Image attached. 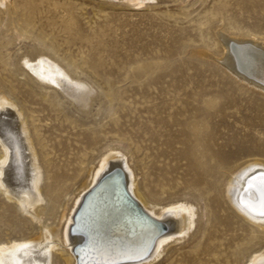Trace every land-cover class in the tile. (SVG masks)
Wrapping results in <instances>:
<instances>
[{"label": "rangeland", "instance_id": "374dc122", "mask_svg": "<svg viewBox=\"0 0 264 264\" xmlns=\"http://www.w3.org/2000/svg\"><path fill=\"white\" fill-rule=\"evenodd\" d=\"M22 1L0 3V74L17 82L18 88L9 96L24 108L44 174L42 185H48L50 171L57 169V174L67 171L74 179L55 184L70 188L107 147L130 154L137 171H146L158 147L151 135L168 136V123L176 112L190 114L200 108L196 113L200 114L208 94L219 91L218 103L234 98L215 119L219 125L215 143L221 150L231 149L230 160L240 164L239 169L264 162V97L240 92L208 60L189 55L192 49L216 43L215 30L234 34L241 28L264 35V0H154L138 9L119 0H26V9L20 11L17 5ZM242 2L249 6L238 11ZM39 52L67 63L72 75L91 83L94 99L88 114L75 111L54 90L44 93V88L28 79V68L19 74L20 58L26 54L34 62ZM149 61H159L161 66L138 75L134 68ZM100 132V138L91 143L92 135ZM166 136L162 137L165 144ZM218 175L211 179L217 189L224 183ZM192 194L177 191L163 197L190 199ZM194 200L197 216L190 234L153 264H174L177 256L193 253L198 242L206 239L218 215L206 199ZM224 201L219 207L230 230L216 242L218 253L201 255L202 264H247L248 252L264 248V237L255 232L258 224L245 220ZM0 205L7 209L6 215L13 207L2 191ZM24 233H12L9 238ZM54 264H59L57 258Z\"/></svg>", "mask_w": 264, "mask_h": 264}, {"label": "bare ground", "instance_id": "6f19581e", "mask_svg": "<svg viewBox=\"0 0 264 264\" xmlns=\"http://www.w3.org/2000/svg\"><path fill=\"white\" fill-rule=\"evenodd\" d=\"M119 1L138 9L149 7L154 0ZM25 2L17 5L20 11L26 9ZM242 3L238 11L249 6ZM213 33L216 43L207 44L205 49H192L189 55L208 60L240 92L252 91L264 97V35L244 32L241 28L234 34L219 30ZM18 64L19 74L23 75L28 68L31 73L28 79L44 88V93L54 90L75 111L88 114L94 99L93 86L86 79L72 75L67 63L39 52L34 62L25 54ZM160 66L159 61H149L134 69L141 75ZM17 86L16 81L0 74V191L13 202L7 215V209L0 205V264H54V258L59 264H84L79 259L80 251H74L75 246H82L83 237L84 244L87 242L92 250L97 249L99 264L120 260L118 264H153L190 234L197 216L194 198L206 199L218 216L206 232V239L198 242L200 246L193 253L186 251L177 256L174 264H202L201 255L205 252L218 253L216 242L220 243L230 230L221 215L224 210L219 207L225 199L245 220L258 224L255 232L264 237V162H252L239 169L241 165L230 160L231 149L221 150L215 143L214 135L219 128L215 119L225 112L234 97L218 103L220 91L211 92L206 95L203 101L206 109L200 114H196L200 108H193L190 114L176 112V117L168 123L171 129L168 136L159 132L151 135L158 147L153 149L154 156L146 171H137L130 154L107 147L85 168L77 183L62 189L55 183L74 179L67 171L57 174L54 169L49 173L48 185L41 184L44 174L34 140L28 134L24 108L9 96ZM102 134L94 133L91 143ZM164 136L168 139L166 144L162 140ZM170 158L190 162L189 165L171 163ZM214 169L218 171H211ZM114 170H118L120 177L105 181L89 197L81 213L88 222L81 223L83 229H72L74 216L85 196ZM217 174L224 179L218 189L211 181ZM123 190L134 202L135 210L164 226L163 233L159 234L157 227L145 221L124 200ZM177 191H193L192 198L169 197ZM165 194L169 196L163 197ZM49 216L53 218L50 220ZM238 227L243 230L242 226ZM23 232L26 234L20 238H9L12 233ZM149 242L152 243L148 256L133 261L146 253ZM254 251L248 252L247 264H264V248Z\"/></svg>", "mask_w": 264, "mask_h": 264}, {"label": "water", "instance_id": "95a60500", "mask_svg": "<svg viewBox=\"0 0 264 264\" xmlns=\"http://www.w3.org/2000/svg\"><path fill=\"white\" fill-rule=\"evenodd\" d=\"M115 172L114 173H109V175H106L97 185H96V187H95V189H93L90 193H88L86 196H85V198H84V200H83V203L81 204V206H80V208L78 209V211L76 212V214H75V216H74V219H75V221H74V224L72 225V229L74 228H80V229H83V227H82V224L81 223H87L88 222V220L87 219H85L83 216H82V212H83V210H84V208L86 207V203H87V201H88V199H89V197L90 196H92L96 191H97V189L101 186V184L102 183H104L105 181H109V180H112L113 178H115L116 176H119L120 177V174H119V172H118V170H114ZM112 175V176H111ZM123 195H124V200H126V201H128L130 204H131V206L134 208V210L135 209H137V207L135 206V204H134V202L129 198V196L127 195V194H125V192H124V190H123ZM136 212H139L138 210H135ZM140 213V212H139ZM140 215H141V217L145 220V221H148L149 223H151V224H153L155 227H157V231H158V233L159 234H161V233H163L164 231H165V228H164V226H162V225H160V224H158L157 225V223L155 222V221H153V220H151L148 216H146L145 214H142V213H140ZM87 230H89V228L87 229ZM81 231V230H80ZM80 231H77L78 233H80ZM84 237H83V242L81 243V245L82 246H75L74 247V251H80V253H79V255H80V257H79V259L80 260H82L83 261V259H82V257H83V255L85 254V249L84 248H82L85 244H84ZM151 243L152 242H149V244H148V250L146 251V253L145 254H143L142 256H140V257H137V258H134L133 259V261H136V260H139V259H142V258H144L146 255H148V252H150V250H151ZM84 244V245H83ZM86 245L88 246V245H90V244H88L87 242H86ZM111 253V252H110ZM85 256V255H84ZM120 261H122V260H120ZM120 261H117V262H115V263H112V264H118ZM125 261H129V259L128 260H125ZM97 262V261H96ZM100 262H99V258H98V263H95V264H99ZM87 264V263H86Z\"/></svg>", "mask_w": 264, "mask_h": 264}]
</instances>
